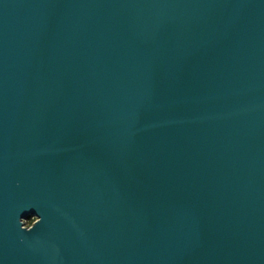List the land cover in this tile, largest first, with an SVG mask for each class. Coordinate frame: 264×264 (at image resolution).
Listing matches in <instances>:
<instances>
[{
  "label": "water",
  "instance_id": "obj_1",
  "mask_svg": "<svg viewBox=\"0 0 264 264\" xmlns=\"http://www.w3.org/2000/svg\"><path fill=\"white\" fill-rule=\"evenodd\" d=\"M0 264H264V0H0Z\"/></svg>",
  "mask_w": 264,
  "mask_h": 264
},
{
  "label": "trees",
  "instance_id": "obj_2",
  "mask_svg": "<svg viewBox=\"0 0 264 264\" xmlns=\"http://www.w3.org/2000/svg\"><path fill=\"white\" fill-rule=\"evenodd\" d=\"M35 220V217H31L28 220H26V224L27 225H31L33 223V221Z\"/></svg>",
  "mask_w": 264,
  "mask_h": 264
}]
</instances>
